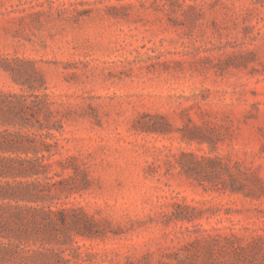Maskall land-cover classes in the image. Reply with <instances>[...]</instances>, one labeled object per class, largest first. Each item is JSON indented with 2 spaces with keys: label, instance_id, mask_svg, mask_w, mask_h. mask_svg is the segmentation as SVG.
<instances>
[{
  "label": "rangeland",
  "instance_id": "374dc122",
  "mask_svg": "<svg viewBox=\"0 0 264 264\" xmlns=\"http://www.w3.org/2000/svg\"><path fill=\"white\" fill-rule=\"evenodd\" d=\"M0 92L47 95L77 210L0 264H264V0H0Z\"/></svg>",
  "mask_w": 264,
  "mask_h": 264
},
{
  "label": "trees",
  "instance_id": "16d2710c",
  "mask_svg": "<svg viewBox=\"0 0 264 264\" xmlns=\"http://www.w3.org/2000/svg\"><path fill=\"white\" fill-rule=\"evenodd\" d=\"M27 100L25 95L0 92V126L4 127L0 129V240H6L0 247L4 249L19 248L48 231L52 236L56 217L65 222L66 215L77 211H56V112L47 110L42 118L36 116L34 107H46L47 95L32 106ZM176 218L192 220L185 215ZM71 221L76 225L82 222L78 218ZM233 238L232 256L244 262L256 252L253 245L241 247L237 237ZM221 242V236H207L187 242L184 250L192 261L203 255V264H214Z\"/></svg>",
  "mask_w": 264,
  "mask_h": 264
}]
</instances>
